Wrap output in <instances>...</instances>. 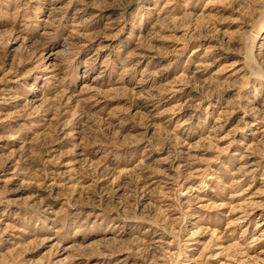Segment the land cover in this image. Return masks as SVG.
<instances>
[{"label":"rangeland","instance_id":"obj_1","mask_svg":"<svg viewBox=\"0 0 264 264\" xmlns=\"http://www.w3.org/2000/svg\"><path fill=\"white\" fill-rule=\"evenodd\" d=\"M0 264H264V0H0Z\"/></svg>","mask_w":264,"mask_h":264},{"label":"bare ground","instance_id":"obj_2","mask_svg":"<svg viewBox=\"0 0 264 264\" xmlns=\"http://www.w3.org/2000/svg\"><path fill=\"white\" fill-rule=\"evenodd\" d=\"M256 35V34H255ZM257 36V35H256ZM256 36L254 38H256Z\"/></svg>","mask_w":264,"mask_h":264}]
</instances>
